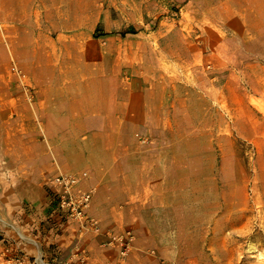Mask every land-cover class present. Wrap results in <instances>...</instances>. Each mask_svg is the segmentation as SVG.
Segmentation results:
<instances>
[{
    "label": "rangeland",
    "instance_id": "1",
    "mask_svg": "<svg viewBox=\"0 0 264 264\" xmlns=\"http://www.w3.org/2000/svg\"><path fill=\"white\" fill-rule=\"evenodd\" d=\"M1 1L0 84L10 83L17 104L34 103L28 40L41 36L40 65L47 61L54 88L75 102L76 146L72 153L63 139L61 157L78 169L63 171L48 147L49 179L28 194L23 172L1 173L0 239L10 230L27 242V225L44 238L46 223L99 234L96 218L99 232L81 229L58 199L60 218H39L45 204H35L48 188L58 194L52 181L70 173L76 185L92 183L90 202L98 195L116 227L153 232L147 236L167 249L145 253L159 264L186 257L190 264H264V0ZM80 106L90 112L82 115ZM41 122H27V109L17 105L0 117V148L12 137L10 154L23 163L27 133L44 139ZM128 234L123 257L119 238ZM133 241L126 232L109 234L105 244L118 246L124 260ZM54 249L48 258H63ZM26 256L19 247L4 251L0 264ZM44 261L37 262L57 264Z\"/></svg>",
    "mask_w": 264,
    "mask_h": 264
},
{
    "label": "crops",
    "instance_id": "2",
    "mask_svg": "<svg viewBox=\"0 0 264 264\" xmlns=\"http://www.w3.org/2000/svg\"><path fill=\"white\" fill-rule=\"evenodd\" d=\"M14 0H3L9 5ZM0 0V5H1ZM1 10V6H0ZM43 38L41 36H33L29 38V43L31 44V49L27 52V73L31 77V82L35 88H37V95L34 103H27V107L22 105L21 102L16 103V98L14 96L13 89H10V83L2 86L0 84V117L4 115H11L15 112V107L23 106L24 109H27V122L30 124L34 123L35 119H39L43 125L41 134L44 135L43 141H37V132L31 130L27 133L28 138L30 139L29 145L27 147V154L24 162H18L13 155L10 154V145L13 144V138L8 139V143L5 144L7 148H0V176L6 174L10 171H15L17 173L23 172L20 177H23L27 181V194L31 186H36L46 182L49 179V175L46 174L47 170L53 168L49 162L48 147H51L53 153L59 155V164L61 165L62 170L66 172L77 171V167L73 166L74 164H67L71 166H66L67 158H62L63 152V139H66L68 143L67 146H71V152L74 153V148L76 146L75 142V133L74 127L70 121L71 114H75L76 110L72 109L75 102L69 98L64 99L62 96L64 91L58 93L57 79H53L46 70L47 61L43 65H40V60L42 63V57L44 55V47L41 45ZM9 80L11 76H8ZM56 91V93H54ZM69 94V93H67ZM5 95V96H1ZM56 96V97H55ZM83 101H81L82 103ZM84 104V103H83ZM82 105V104H81ZM85 105V104H84ZM65 107H69L64 115ZM8 108L7 111L5 109ZM11 111V112H10ZM82 115L88 114L89 109L85 111L84 106H80L79 111ZM92 113L96 114L95 110ZM68 120V131L64 132V123ZM74 135V136H73ZM6 140V138H5ZM2 137L0 136V143ZM7 156L4 159L3 156ZM10 159L8 161V156ZM77 174V173H76ZM71 176H76L75 174H70ZM79 177L81 175H78ZM81 178V177H80ZM10 183V181H9ZM13 183V182H11ZM24 185V183H20ZM1 186V182H0ZM92 183L81 178L76 186L72 189L73 193L88 192L92 188ZM25 191V190H24ZM6 194L12 192L11 186L8 190L5 189ZM40 199L35 205L41 207L44 205V211L40 215V219H48L49 215L53 218L54 216L49 213L48 207V197ZM45 199V201H44ZM87 215L96 218L101 227V232L99 234L87 233L82 235L79 233L77 224L73 222H67L63 225L52 226L46 223L45 226L48 227L46 237L41 238L40 235L34 236L31 232L28 231L27 225V242L20 240L21 233L18 231L13 233L10 230H2V238L0 239V254H4V251H13V249L21 248L27 254V259H31L37 255H40V258H35L34 260H41L44 258V262L48 260L56 261L57 264H66L72 263L76 264L80 257L83 255L87 257L86 264H159L156 256L148 255L146 250L158 249L163 253L167 248L161 246L158 239L147 235H153V232L145 230L143 227L138 226L133 232L130 228H118L115 224L111 223L112 220L109 217V213L106 209H102L98 206V195L93 196L91 199L90 205L86 211ZM56 218H60L59 214ZM33 222L31 215L27 214V223ZM39 223H33L32 226H38ZM126 232H131L134 236V241L131 245L128 256L121 260L119 255L118 246H109L105 243L108 241L109 234L121 235ZM109 233V234H108ZM11 238V239H10ZM12 241L13 243H11ZM23 244V245H22ZM25 244V246H24ZM55 245V254L63 256V258L49 259L47 254L48 247L50 245ZM83 252V253H82ZM25 256V255H24ZM39 259V260H38ZM58 261H57V260ZM190 257L183 258L182 260H175L176 264H190L188 261Z\"/></svg>",
    "mask_w": 264,
    "mask_h": 264
},
{
    "label": "built area",
    "instance_id": "3",
    "mask_svg": "<svg viewBox=\"0 0 264 264\" xmlns=\"http://www.w3.org/2000/svg\"><path fill=\"white\" fill-rule=\"evenodd\" d=\"M52 184L55 185L54 188L56 187V189L59 190L57 194L59 206L64 210L66 216H68L69 219L78 222L81 229L99 232L100 227L98 221L86 213L91 197L90 192L73 193L72 189L76 186V180L74 177L68 175L56 177L52 181ZM132 239L133 238L130 234H128L126 238L123 236L119 238L122 245L121 255L123 257L127 255L128 247ZM9 264H41V262L34 260L32 263L31 261L18 257L12 259ZM76 264H86V257L84 255L80 257Z\"/></svg>",
    "mask_w": 264,
    "mask_h": 264
},
{
    "label": "trees",
    "instance_id": "4",
    "mask_svg": "<svg viewBox=\"0 0 264 264\" xmlns=\"http://www.w3.org/2000/svg\"><path fill=\"white\" fill-rule=\"evenodd\" d=\"M49 191V195H48V203L49 205V213L51 212V214L56 218V216L58 215V205H57V199H58V195L56 193H53V191L51 189L48 188Z\"/></svg>",
    "mask_w": 264,
    "mask_h": 264
},
{
    "label": "bare ground",
    "instance_id": "5",
    "mask_svg": "<svg viewBox=\"0 0 264 264\" xmlns=\"http://www.w3.org/2000/svg\"><path fill=\"white\" fill-rule=\"evenodd\" d=\"M37 21H38V20H37ZM74 94H76V93H74ZM71 97H72V96H71ZM74 97H75V96H74ZM74 97H73V98H74Z\"/></svg>",
    "mask_w": 264,
    "mask_h": 264
}]
</instances>
